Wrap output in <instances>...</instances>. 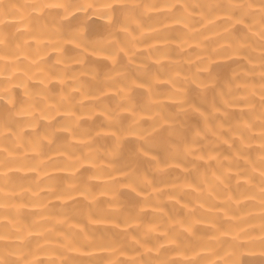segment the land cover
<instances>
[{
	"label": "bare ground",
	"instance_id": "obj_1",
	"mask_svg": "<svg viewBox=\"0 0 264 264\" xmlns=\"http://www.w3.org/2000/svg\"><path fill=\"white\" fill-rule=\"evenodd\" d=\"M0 264H264V0H0Z\"/></svg>",
	"mask_w": 264,
	"mask_h": 264
}]
</instances>
